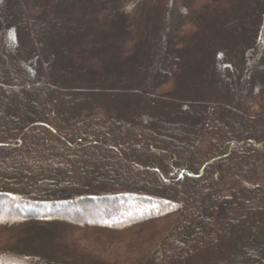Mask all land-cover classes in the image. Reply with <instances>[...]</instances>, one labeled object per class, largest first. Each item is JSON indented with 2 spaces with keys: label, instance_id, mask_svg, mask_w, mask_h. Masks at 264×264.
I'll return each instance as SVG.
<instances>
[{
  "label": "trees",
  "instance_id": "16d2710c",
  "mask_svg": "<svg viewBox=\"0 0 264 264\" xmlns=\"http://www.w3.org/2000/svg\"><path fill=\"white\" fill-rule=\"evenodd\" d=\"M3 201L0 264H264V0H0Z\"/></svg>",
  "mask_w": 264,
  "mask_h": 264
},
{
  "label": "rangeland",
  "instance_id": "374dc122",
  "mask_svg": "<svg viewBox=\"0 0 264 264\" xmlns=\"http://www.w3.org/2000/svg\"><path fill=\"white\" fill-rule=\"evenodd\" d=\"M0 204H6V205H4L6 208L1 207V209H0V215L2 216L0 218H8L10 216L13 217L15 215L12 211L11 205H9L7 201H3ZM8 205H9V208H8ZM89 205L97 206L96 204H89ZM83 206L84 205H81V204L79 205L80 208ZM79 211H80V215L82 217H80V215H78L80 219H76V221H87L83 217H86V214L90 215L93 210L89 211V209L86 207L84 212H83V210H79ZM75 213L76 212H74V214ZM74 216H71V217H74ZM174 220H175V216H173L172 218L167 220L168 223H166L163 230H161L162 234L158 236L159 238L157 237V238L153 239V244H152L151 248H154L155 245H158L157 243L159 242V239L165 233V230L174 223ZM1 228H3V226H0V229ZM116 235L119 236L118 239H120V234H118V233L115 234V233H109V232H105V233L97 232V233H88V234L84 235L79 231V232L74 233V236L72 238L73 239L72 243H76L81 249L82 248L85 250L90 249V250L95 251L99 254L110 255L112 252H114L116 250V248L119 247V245H112V241H114L112 239V237H114ZM14 239L15 238L13 237V235L10 234V232L0 231V250H2V249L8 250L9 249L8 245H10V243H13ZM24 242H26V241H23L22 244ZM68 244H70V241H68ZM27 246H31L30 243H27ZM149 251H151V250H149ZM146 254H148V253H146ZM147 256H145V257H147ZM120 258L124 259V251H120ZM205 261L206 260H205V257L203 255H197L195 258L193 257V258L188 259V261L185 262L184 264H205Z\"/></svg>",
  "mask_w": 264,
  "mask_h": 264
},
{
  "label": "bare ground",
  "instance_id": "6f19581e",
  "mask_svg": "<svg viewBox=\"0 0 264 264\" xmlns=\"http://www.w3.org/2000/svg\"><path fill=\"white\" fill-rule=\"evenodd\" d=\"M132 215H133V214H132ZM132 215H131V216H132ZM122 217H124V216H122Z\"/></svg>",
  "mask_w": 264,
  "mask_h": 264
}]
</instances>
